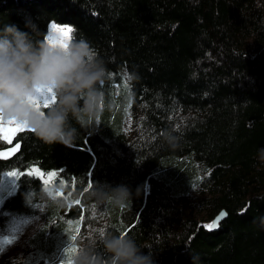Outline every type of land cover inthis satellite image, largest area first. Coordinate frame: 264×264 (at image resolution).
Returning <instances> with one entry per match:
<instances>
[{"label":"trees","instance_id":"trees-1","mask_svg":"<svg viewBox=\"0 0 264 264\" xmlns=\"http://www.w3.org/2000/svg\"><path fill=\"white\" fill-rule=\"evenodd\" d=\"M51 22L76 29L71 37L87 38L104 61V104L84 117L89 129L72 121L71 148L31 132L0 141V152L21 145L0 158V181L33 167L57 173L47 186L18 178L0 236L15 220H38L26 264L101 230L131 236L153 264H264V0H0V28L43 35ZM89 178L127 186L131 202L97 204ZM41 189H59L64 206L33 198Z\"/></svg>","mask_w":264,"mask_h":264},{"label":"clouds","instance_id":"clouds-1","mask_svg":"<svg viewBox=\"0 0 264 264\" xmlns=\"http://www.w3.org/2000/svg\"><path fill=\"white\" fill-rule=\"evenodd\" d=\"M26 27L31 28V35L14 25L0 28V118L5 121L14 118L26 124L45 144L71 148L78 138L72 121L82 129L90 128L83 122L84 117L91 119L99 115L104 104L101 89L109 72L87 38L77 39L73 35L61 46L60 37L52 28L41 35L35 26ZM72 31L75 33L76 29ZM49 89L55 103L37 109L34 101L42 100ZM165 140L176 146L170 135ZM256 158L264 164V148L257 150ZM57 191L41 189L33 198L51 200L62 207L65 202L56 199ZM88 196L97 204L111 201L123 205L131 202L132 192L125 185L114 188L93 185ZM26 203H30L28 197ZM98 244L102 253L97 251ZM73 247L76 252L72 264H153L151 252L145 255L142 252L145 248L124 234L89 235Z\"/></svg>","mask_w":264,"mask_h":264},{"label":"rangeland","instance_id":"rangeland-1","mask_svg":"<svg viewBox=\"0 0 264 264\" xmlns=\"http://www.w3.org/2000/svg\"><path fill=\"white\" fill-rule=\"evenodd\" d=\"M55 24L49 23L47 32L51 29V26ZM58 27L71 28L66 25H58ZM10 172H17L15 170ZM9 172L5 173L1 177L0 181V208L3 202L14 195L17 191L18 178L8 176ZM18 173V172H17ZM47 177V176H46ZM51 183V182H50ZM38 227V220H15L7 228L6 233L0 236V264H3L5 260H9L8 264H14L16 261H20V264H26L34 260V256L30 251L25 252V242L33 235ZM65 249L58 252L51 261H39L35 260V264H66V251ZM72 247V246H71Z\"/></svg>","mask_w":264,"mask_h":264},{"label":"snow or ice","instance_id":"snow-or-ice-1","mask_svg":"<svg viewBox=\"0 0 264 264\" xmlns=\"http://www.w3.org/2000/svg\"><path fill=\"white\" fill-rule=\"evenodd\" d=\"M52 30L57 33L60 37L58 43L61 46H65V41L71 38V33H72V29L71 28H65V27H58L56 24H53L51 26ZM125 79H131V77L125 75ZM125 87H127V85H125ZM55 103V96L54 94H52L51 90H48V94H46L42 100H37L34 101L35 107L37 109H46L50 106V104ZM33 131L32 129H29L26 124H22L18 121H16L14 118L13 119H9L7 121L3 120L2 118H0V141L4 142L7 145H12L14 143V141L17 139L18 134H22L24 132H31ZM21 145L19 143H15V147H12L9 149V151L7 152H0V158H8L9 156L15 154L16 152H18V150L20 149ZM8 176L11 177H15L18 178L20 176H37L40 180H42L43 184L45 186L49 185L50 182L57 176L56 172H50L47 174V177H45L44 172H42L40 169L33 167L30 171L27 172H9L7 174ZM90 176V174H89ZM62 186H63V182H61ZM92 188V181L89 178L88 184H87V189H91ZM86 189V190H87ZM60 193L58 192L57 195H59ZM77 204L80 203V201H76ZM224 215H226V213H222L219 219H222L224 217ZM219 219L212 222V223H208L206 225H203V227L205 228V230L207 231H213L215 229H217L219 227ZM69 225L72 224V221L69 220L68 221ZM75 231L77 233L80 232V228L76 227ZM100 235H104V231L101 230L100 231ZM71 239L73 241H75L77 239L76 235H73L71 237ZM76 252V248L75 247H68L67 251H66V264H72V257L74 256Z\"/></svg>","mask_w":264,"mask_h":264},{"label":"water","instance_id":"water-1","mask_svg":"<svg viewBox=\"0 0 264 264\" xmlns=\"http://www.w3.org/2000/svg\"><path fill=\"white\" fill-rule=\"evenodd\" d=\"M222 213H224V212L222 211L221 213H219V214L215 217L214 221L218 220V219L220 218V216H221ZM225 218H226V215H224V217H223L222 219H219V223H221ZM214 221H213V222H214ZM215 230H216V229H215Z\"/></svg>","mask_w":264,"mask_h":264}]
</instances>
